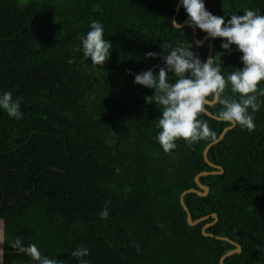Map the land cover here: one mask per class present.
Returning a JSON list of instances; mask_svg holds the SVG:
<instances>
[{"label":"trees","instance_id":"obj_1","mask_svg":"<svg viewBox=\"0 0 264 264\" xmlns=\"http://www.w3.org/2000/svg\"><path fill=\"white\" fill-rule=\"evenodd\" d=\"M177 4L0 0V92L20 98L23 112L16 120L0 111V264H34L11 249L17 238L58 264H77L70 256L77 247L88 248L87 264H220L235 245L202 234L212 213L219 219L206 231L242 246L225 264H264V80L257 84L254 130L236 125L228 131L208 153L224 172L200 177L210 193L184 196L194 220L209 215L196 226L188 224L179 199L199 188L198 173L215 170L203 157L213 140L189 145L179 139L164 153L154 139L161 106L145 100L154 90L132 82L133 74L163 66L160 57L144 58L160 52L161 43L195 45L190 26H171L175 15L186 20ZM205 7L226 19L249 9L264 15V0H205ZM92 20L112 43L99 66L77 50ZM205 34L198 29V39ZM220 43L214 39L212 56L222 61L226 78L242 66L241 53ZM192 50L207 59L209 40ZM221 98L239 97L226 84ZM207 108L219 116L222 106ZM197 118L216 138L230 125L205 113ZM105 207L110 214L102 220Z\"/></svg>","mask_w":264,"mask_h":264},{"label":"clouds","instance_id":"obj_2","mask_svg":"<svg viewBox=\"0 0 264 264\" xmlns=\"http://www.w3.org/2000/svg\"><path fill=\"white\" fill-rule=\"evenodd\" d=\"M180 8L187 14L185 23L200 29L209 38H220V47L226 52L231 53L234 45L236 51L241 53L239 59L242 66L225 78L221 74L222 61L217 63L215 56L202 60L192 50L194 46H201L199 41L195 45L191 43L176 47L161 43L160 52L149 51L144 54L145 59L162 58L163 66L154 65L153 68L133 74L132 82L154 90L145 100L161 106L157 123L160 130L154 139L166 154L176 148L179 139L189 145L216 139L207 123L197 118L205 112L206 104L213 102L222 106L218 113L221 121L253 131L254 116L261 107L256 95L257 84L264 80V15L249 9L243 15L232 14L226 19L207 10L205 0H178L176 11ZM170 23L173 28L183 30L181 22L170 19ZM110 49L112 43L104 38L102 24L92 20L89 31L80 37L77 50L82 53V59L87 61L90 58L93 66L102 65L110 57ZM154 69L158 71L154 72ZM128 71L131 74V70ZM226 84L231 86L233 97L238 94V100L221 98ZM259 95L264 96V90ZM208 97L212 99L208 100ZM0 111L10 118L22 119L21 99L13 98L11 91L0 92ZM109 214V209L105 207L100 210L99 217L106 220ZM9 245L16 252L29 256L34 264H58V260L42 256L35 244L25 246L17 238L10 241ZM88 254V248L77 247L70 256L76 258L77 264H87L83 258Z\"/></svg>","mask_w":264,"mask_h":264},{"label":"water","instance_id":"obj_3","mask_svg":"<svg viewBox=\"0 0 264 264\" xmlns=\"http://www.w3.org/2000/svg\"><path fill=\"white\" fill-rule=\"evenodd\" d=\"M179 11H177L178 13ZM175 20L176 19V15L174 17ZM183 27L185 26H190L189 24L187 23H182ZM192 28V33H193V39L195 42L199 41L201 42V45L204 44L207 40H209V51H208V55H207V58L212 56L213 54V51H214V39L212 38H209L207 37V35L205 34L203 36L202 39H198L197 35H198V28L194 27V26H190ZM209 100V99H208ZM217 102H213L211 104H206L205 106V114L207 116H209L210 118L212 119H215V120H218V121H221L219 119V116L215 115L214 113H212L208 108L207 106H213L215 105ZM235 126L233 125H229L227 127H225L222 132L220 133V135L214 140L212 141L211 143H209L203 150V157H204V160L205 162L213 167L215 170L213 171H202L200 173H198L196 176H195V183L197 184V186L199 187L198 189L197 188H189L185 191L182 192L181 196H180V204L181 206L183 207V209L185 210L186 212V220L188 222V224L190 226H196L198 224H200L201 222H203L204 220H206L208 216H204V217H200L196 220L193 219L192 217V214L188 208V206L186 205L185 203V200H184V196L188 193H196L198 194L199 196H206L210 193V187L208 185H205L203 183H201L200 181V177L201 176H204V175H208V174H222L224 172V169L222 166H219V165H216L214 163H212L209 159H208V153H209V150L216 144H218L220 141L223 140L225 134L230 131L232 128H234ZM211 216L213 217V221L212 222H209V223H206L203 227H202V234L204 236H207V237H211V238H214V239H218V240H226L228 242H230L231 244H234L235 245V248L228 251L227 253H225L219 260V263L220 264H225V258L227 256H230L232 254H236V253H240L242 251V246L238 243H236L235 241L231 240L230 238L228 237H224V236H220V235H216L214 233H210V232H207L206 230L211 227L212 225H214L219 217H218V214L217 213H212Z\"/></svg>","mask_w":264,"mask_h":264},{"label":"rangeland","instance_id":"obj_4","mask_svg":"<svg viewBox=\"0 0 264 264\" xmlns=\"http://www.w3.org/2000/svg\"><path fill=\"white\" fill-rule=\"evenodd\" d=\"M1 220H0V260H1V255H2V230H1Z\"/></svg>","mask_w":264,"mask_h":264}]
</instances>
